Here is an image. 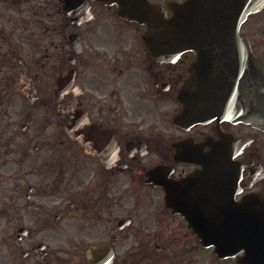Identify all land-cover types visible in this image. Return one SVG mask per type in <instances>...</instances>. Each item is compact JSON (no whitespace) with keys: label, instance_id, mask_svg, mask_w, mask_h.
<instances>
[{"label":"flooded vegetation","instance_id":"1","mask_svg":"<svg viewBox=\"0 0 264 264\" xmlns=\"http://www.w3.org/2000/svg\"><path fill=\"white\" fill-rule=\"evenodd\" d=\"M145 31L101 0H0V264H194L189 187L264 194V130L176 120L195 54ZM225 151L236 183L202 170Z\"/></svg>","mask_w":264,"mask_h":264},{"label":"water","instance_id":"2","mask_svg":"<svg viewBox=\"0 0 264 264\" xmlns=\"http://www.w3.org/2000/svg\"><path fill=\"white\" fill-rule=\"evenodd\" d=\"M111 1L118 3L120 9L132 14V17L155 26V17L150 12L153 10L155 13V5L147 7V0ZM259 4L260 0H185L174 9L173 15L166 17L163 14L161 24L167 30L163 31L164 34L170 35L172 30L183 35L187 30L196 31L199 28L210 35L207 42L217 43V48L221 45L232 53L227 55L228 62L212 61V57L210 63H205L204 59L198 60L195 67L207 79L198 81V91L190 98L191 102L187 89L183 90L182 98L190 114L196 113L201 119L209 114H217L264 124V92L259 90L262 87L261 78H264V65L252 56L246 36L238 32L240 22ZM244 205L235 206L238 216L257 217V213L264 218V208L253 213L251 206ZM261 217L258 221L249 218L250 222L245 227L234 225L235 222L233 225L221 224L226 241L232 240V243L227 248L218 246V250L232 252L234 237H242L236 242L240 246L237 248L243 246L246 255L238 261L242 264H264V219ZM212 232L216 238L222 235L216 229H212Z\"/></svg>","mask_w":264,"mask_h":264},{"label":"rangeland","instance_id":"3","mask_svg":"<svg viewBox=\"0 0 264 264\" xmlns=\"http://www.w3.org/2000/svg\"><path fill=\"white\" fill-rule=\"evenodd\" d=\"M256 22H260L262 27H264V12H262L261 14L253 17L251 19V17L248 19V21H246L244 23V25L242 26V29L248 33V35H251L252 36V28H254V24ZM230 261V263H232V260L231 259H228ZM227 263V262H226ZM233 264V263H232Z\"/></svg>","mask_w":264,"mask_h":264}]
</instances>
